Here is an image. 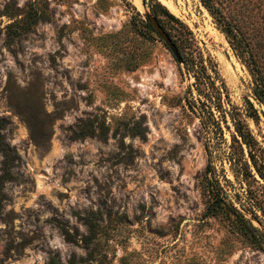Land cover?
I'll list each match as a JSON object with an SVG mask.
<instances>
[{
    "label": "rangeland",
    "instance_id": "374dc122",
    "mask_svg": "<svg viewBox=\"0 0 264 264\" xmlns=\"http://www.w3.org/2000/svg\"><path fill=\"white\" fill-rule=\"evenodd\" d=\"M158 1L215 61L232 104L258 109L244 120L264 146V106L207 9ZM151 3L0 0V137L13 161L3 176L0 151V264H264L233 215L208 211L209 163L244 202L224 159L233 126L221 122V138L190 110L195 79L147 23ZM247 7L264 48V4Z\"/></svg>",
    "mask_w": 264,
    "mask_h": 264
},
{
    "label": "trees",
    "instance_id": "16d2710c",
    "mask_svg": "<svg viewBox=\"0 0 264 264\" xmlns=\"http://www.w3.org/2000/svg\"><path fill=\"white\" fill-rule=\"evenodd\" d=\"M247 1L200 0L217 28L224 33L235 54L247 66L251 76L253 97L264 106V48L257 47L256 39L252 34L257 30L256 21L250 23L248 15L246 20L242 16L244 12H250ZM254 1L264 4V0ZM149 7L154 18L179 50L185 72L195 79L192 85L198 96L191 95L187 98L190 110L202 120L209 133L215 129V133L221 138H223L221 122L229 127L228 119H230L233 126V133H231L229 141L223 138L229 149L227 158L224 159L227 160L235 179L243 185L244 202L239 201L240 209L227 199L226 189L216 176V166L209 163L205 170L204 184L209 201L208 211L214 210L226 213V215H233L234 219L241 224L244 231L264 253V146L244 120V117H250L256 121L259 119V111L252 101L246 99L243 116L240 108L232 104L226 84L219 74L215 61L204 55L188 25L158 0H154V3L149 4ZM259 8V5H255V3L250 7L253 13ZM159 15L166 19L165 24L168 27ZM252 16L255 17V15ZM147 23L151 24L148 19ZM259 25L263 26L261 22ZM209 146L212 149L213 146ZM214 150L213 147V151L211 150L213 156L216 154ZM0 151L4 156L3 176L11 177L12 157L8 147L1 142V137ZM218 158L222 159L220 156ZM224 159L222 162H225ZM221 169L224 171L223 166ZM226 181L229 182V179Z\"/></svg>",
    "mask_w": 264,
    "mask_h": 264
},
{
    "label": "water",
    "instance_id": "95a60500",
    "mask_svg": "<svg viewBox=\"0 0 264 264\" xmlns=\"http://www.w3.org/2000/svg\"><path fill=\"white\" fill-rule=\"evenodd\" d=\"M146 18L149 20L150 23L153 24L154 28L156 29L157 33L160 35V37L164 40L165 44L175 57L177 62H182L181 54L179 50L177 49L176 45L172 42L168 34L164 31V29L159 25L157 20L155 18L151 19V16L149 14L146 15Z\"/></svg>",
    "mask_w": 264,
    "mask_h": 264
}]
</instances>
